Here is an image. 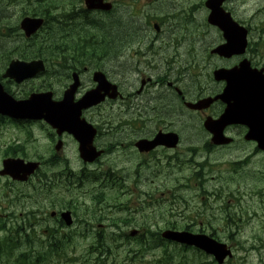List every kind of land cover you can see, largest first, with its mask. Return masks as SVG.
<instances>
[{"label":"flooded vegetation","instance_id":"1","mask_svg":"<svg viewBox=\"0 0 264 264\" xmlns=\"http://www.w3.org/2000/svg\"><path fill=\"white\" fill-rule=\"evenodd\" d=\"M61 1L68 2V9L73 11L105 13L89 10L85 0ZM235 1L221 0L216 7L217 16L230 13L250 29L249 6L240 17L241 8ZM213 10L208 0H117L109 12L115 20L133 23L131 30L136 33L129 43H118L112 53L109 45H114L113 39L96 35L97 41L92 43L102 47L99 52L89 47L87 41L66 46L68 58L48 75V90L56 100L61 99L76 80L75 73L80 77L78 98L98 85L96 71L104 72L115 89L108 92L103 102L83 112L96 130L94 148L102 152L93 162L82 161L80 143L68 131L57 134L52 130L47 135L45 126L40 124L43 121L24 125L13 122L22 125V129L29 125L45 140L41 147L29 143L21 150L22 156L41 162L35 176L38 237L71 241L88 240L91 235L100 240L104 234L91 230V224L103 227L107 221L127 224L137 219L130 215L123 219L120 216L123 205L113 203V200L126 198L129 205L135 206L134 216L144 215L142 207L163 204L187 212L174 215L177 219L180 216L181 229L205 233L212 227L226 241L242 236L229 230L236 218L253 224L254 230L242 237L248 254L257 251L254 247L259 248L258 264H264V128L260 131V142L245 139L248 126L243 127L242 135L236 125L226 124L220 134L218 127L215 132L204 128L207 118L219 120L228 106V99L221 98L226 82L216 80L215 71L234 68L244 59L250 60L253 67L264 69V45L259 50L248 46L243 55H220L213 52L226 42L219 26H213L209 34L203 31L194 38H191L195 34L191 28L188 32L181 31L182 22L194 21L200 16L204 17L203 21ZM134 16L160 18L157 22L162 25L155 28L142 24ZM178 17L182 22L176 24ZM226 26L231 28L229 23ZM209 35L211 41L207 44L204 38ZM55 49L57 64L62 47L57 43ZM109 53L116 55L107 64L105 57ZM204 66L210 69L205 70ZM192 70L196 71L191 73ZM204 73L211 76L210 83L205 85L201 82ZM40 87L44 90V85ZM206 98L214 101L203 105L202 100ZM193 120L197 129L192 131L188 123ZM11 125L7 124L6 128ZM4 129L0 133H4ZM170 133L176 135V144H171L169 136L164 138ZM75 161L81 163L79 168H75ZM51 166L58 168L48 169ZM236 175L246 180L245 187L240 183L235 186ZM188 178L195 185L191 195L186 194ZM240 190L248 208L234 211L231 202L235 200L234 193ZM196 198L198 205L190 212V202ZM221 200L223 204L217 211L223 215V227L227 228L219 232L214 227L217 217L211 205ZM44 208L48 209L49 218Z\"/></svg>","mask_w":264,"mask_h":264},{"label":"water","instance_id":"2","mask_svg":"<svg viewBox=\"0 0 264 264\" xmlns=\"http://www.w3.org/2000/svg\"><path fill=\"white\" fill-rule=\"evenodd\" d=\"M42 22L43 21L41 19H25L22 23V27L26 30L27 35H30L40 27ZM44 68V62L42 60H34L31 62L14 61L11 64V67L6 75L12 76L14 78L18 77L17 80L22 81L26 78L36 75L39 71L44 70ZM251 82L257 84L256 79H251ZM237 84L238 82L233 80L231 82V88L229 90H235ZM248 84L251 85L250 82ZM251 89L252 92H250L249 97L253 103L254 109L258 112V108H260L261 98L264 100V91H262V89L256 90L254 87H252ZM74 91L75 86H72L71 89L66 92L64 99L59 103L53 102L51 98V92H47L33 94L29 100L15 104L14 102L8 99L7 94L3 92L2 86L0 85V112L16 117H26L30 114L37 115L39 110L41 114H45L44 117L50 123L58 125L62 128H67L68 130L73 132L76 137L81 141L84 147V152H86L88 144L82 138L81 128L77 124H75L77 121H81L79 119V115L78 113L75 115L71 114V112H69L67 108L71 107L73 110H76L75 106L72 103V95ZM14 106L16 107L15 109ZM78 106L79 108H81V106L83 105L78 104ZM2 107L9 108L3 110ZM234 115L238 116L241 122H244L245 110L243 107L239 108L234 113ZM17 161L5 162V170L2 171V173L11 174L14 178L17 179H26L27 174L33 171L34 164H30L31 166H29V169H26L25 166L22 165V162ZM22 172L24 173L23 176ZM166 236L179 241L196 244L197 246L206 249V251H208L209 253H214L220 263H222L225 257L229 254V252L226 250V246L221 245L211 239L205 241L200 236L186 237L179 232H168L166 233Z\"/></svg>","mask_w":264,"mask_h":264},{"label":"rangeland","instance_id":"3","mask_svg":"<svg viewBox=\"0 0 264 264\" xmlns=\"http://www.w3.org/2000/svg\"><path fill=\"white\" fill-rule=\"evenodd\" d=\"M15 2L19 3L20 6L22 5V0H16ZM12 4L15 5L13 2H12ZM20 6H18V5L16 7L13 6L11 11H10V13H9L8 19L12 22V26H14V24L16 23L18 18H20V19L22 18V8H20ZM247 6H249V11L251 13V26L253 28V32H257V31L258 32L259 31L262 32V27H264V0H249L248 5L246 4V0H243V9H246ZM52 7L53 6L45 7L43 5H37V7L35 8L34 12H38L39 13L40 11H45V10L49 9L50 13L53 15V18H54V15H56L58 12H61L63 10V9L62 10H56L55 8L52 9ZM57 7H59V6H57ZM240 8H241L240 15L242 16L243 15L242 7H240ZM2 11H3L2 2H0V16L2 14L1 13ZM82 13H83V11H82ZM95 17L96 18H100V17H98L96 15H95ZM201 18H204V17L200 16L197 19L194 18L193 19L194 21L190 20L189 22H182V19H178V20H176V24H179V23L182 22L179 25V27L181 28V31L188 32L190 30V28H191L195 32V34L193 36H191V38L199 37V35H201L203 31L207 32L208 34H209V32H212V27L211 26L207 25L205 22H204V25L207 26V28L204 25H202ZM20 19H19V21H20ZM3 21H4L3 18H0V25L3 23ZM98 21H99V19H98ZM105 21L107 22V20H105ZM110 22H111V20H110ZM52 24H53V20H51V23H50L51 30H54V32H56V29L53 28ZM57 27H58V25H57ZM77 32L79 33L80 38L83 36L86 39V41H88V39H90V38H92L93 36L96 35V33L93 32L91 27H88L87 24H85V27H83L82 23L78 24ZM72 34H75V33H72ZM45 35L47 36V32H45ZM76 38H77L76 36H72V40L71 41L75 40ZM77 40H78V38H77ZM204 40H208L207 44H209L210 41H211L210 35L207 36L206 38H204ZM126 42L129 43V41H126ZM88 46H89V44H88ZM12 47H14V46L12 45L11 42H6V41H3V40H0V50H1L0 51V60L7 57L6 56V52L4 51V49H10ZM106 60H108L106 62L107 64L109 63V61H111V59H108V58H106ZM204 69L205 70H209L210 67L209 66H204ZM195 71L196 70H192L191 73H194ZM51 74H53V73H51ZM206 78H208V79H206ZM209 78H210L209 74L208 73H204L203 77L201 79L202 84L203 85L208 84L210 82ZM40 82L41 81L38 80V79L29 81L28 83H26L23 86V88H22L23 92L24 91H29V92L32 91L34 85L35 84H39ZM14 86L12 85L13 89L14 90H18L19 87L17 85H14ZM107 114L110 115L112 113L111 112H107ZM188 128L191 129L192 131L194 129H197V123L193 120L192 122L188 123ZM11 133L12 132H8L7 131V132H4L3 135H1L2 138H0V154H2V149H4L7 144H9V143H11L13 141L12 140L13 136H12ZM0 161H1V159H0ZM0 164H1V162H0ZM79 165H80L79 162H77V161L74 162V166L78 167ZM245 181L246 180L243 177H241L239 175H236V184H235V186L238 185V183H240L241 185H244V187H245V184H246ZM7 182H8L7 179L0 178V189H3V185H6ZM22 188H24V187H22V185H17V186L14 187L13 191L19 192L20 190H22ZM2 194H3V192L0 190V202L1 201H10L8 199L3 198ZM234 195H235V200L231 202V206L233 207L234 211L235 210L237 211L240 208H248L247 201L244 198L243 190H240V192H238V193H234ZM236 196H240L243 199L238 200L236 198ZM228 199L229 198H226L227 201H228ZM32 200H34V198L30 199V201H32ZM20 202H22V198H21ZM208 202H211V201H208ZM222 204H223V200L211 205L212 208L215 210L216 217H217L216 220H215V223H214V227L216 229H218L219 232H220L221 228H225V227H223L224 226L223 215L219 211H217L218 208L222 206ZM27 206H31L30 202H28ZM250 209H253V207H251ZM12 210L15 211L16 213H19L20 211H22V204L16 205ZM150 213H151L150 210L143 211L144 215H142V216H140L138 218V227H143L145 222L147 220H149V216L148 215ZM125 214L126 213H121V215H125ZM166 216H170V215L166 214ZM131 225L134 226V224H131ZM132 226H130V228H132ZM255 227L256 226L253 225V224H250V225L247 224V225H244L241 228V232H239V230H237V233L242 234V236H243L244 234L249 233L251 230H254ZM130 228H126L125 227L124 229L127 230V231H130ZM206 228L207 227H204L205 230H206ZM208 231L212 232L213 230L211 229V227H209V230H206V233H209ZM242 236L239 238L240 239L239 244L236 243V242H233L237 246V250H238L237 254L241 251L242 245H243V242H244ZM131 244L135 245V242H133ZM189 254L190 255H187V257H188L189 260H191L193 254H191V253H189ZM239 254H242V252H240ZM116 255L119 256V259L117 260L116 264H144L143 262L134 260L133 258L132 259L131 258H124V253L122 251H120V250L116 252ZM131 255H133V254H131ZM149 257H150V255H147V258H149ZM249 258L251 259L252 262H256L257 259H258V254L254 253ZM173 259H176V261H173L172 264H181V259H179V258H173ZM208 261H210L209 258H208ZM145 264H147L146 260H145Z\"/></svg>","mask_w":264,"mask_h":264},{"label":"trees","instance_id":"4","mask_svg":"<svg viewBox=\"0 0 264 264\" xmlns=\"http://www.w3.org/2000/svg\"><path fill=\"white\" fill-rule=\"evenodd\" d=\"M36 1L39 2V0H26L27 5L29 6L28 10L31 11L32 14L39 15V16H42V17H45L48 19L49 24L46 27V29L44 30V32H43L44 34L41 33V34L37 35L36 37L26 39L25 36L23 35V33L21 32L19 25L17 24L15 26H11V25L6 26L5 27L6 32L3 33L0 31V36H2L3 41H6V42L22 43V54H21L22 58L29 59V58L40 57V58H44L47 61H50V58L52 57V54H53L52 52L54 49V47H52V44L55 43L54 42L55 32H54V30H51V25H50L51 20H53V15L50 13L49 9L45 10V11H40L39 13L34 12V10L37 6H35L32 2H36ZM42 4H44L43 6H45V7L51 6L50 0H48L47 4H45V3H42ZM54 8L56 9L57 6L52 7V9H54ZM0 18H2V17L0 16ZM132 24L133 23H131V22H128V21L121 22L119 20H115V18H114V19H111V22L109 24L104 25L105 30H106V31H104L105 32L104 34L113 39L112 44H114V45H109L110 48L112 47L110 49V50H112V53L117 48L118 43L123 42V41H131L132 40L131 36L136 33L133 30H131ZM45 32H47V36L45 35ZM67 42H68L67 44H61L60 47H63V49H67L66 46L68 44H70V40L67 39ZM18 49H19V47H18ZM18 49H17V53H19ZM14 50H15V47H12V49L10 50V53L13 52ZM115 55L116 54L109 53L108 56H106V58H108V59L114 58ZM17 243L18 242L16 240L10 241L11 246H13L14 244H17ZM94 244H98L100 247H98V249H97L99 255H98L96 260L92 261V264H108L106 262L107 259H102L101 257L105 256L106 258H108L107 252H109L110 249L113 247V243L96 242ZM13 249H14V247L11 248V250H13ZM34 258H35V256H33L30 253H22V264H32ZM75 260H77V258H75ZM84 261H85V259H84Z\"/></svg>","mask_w":264,"mask_h":264},{"label":"bare ground","instance_id":"5","mask_svg":"<svg viewBox=\"0 0 264 264\" xmlns=\"http://www.w3.org/2000/svg\"><path fill=\"white\" fill-rule=\"evenodd\" d=\"M167 3V2H166ZM167 6V5H166ZM172 6V5H171ZM176 6V5H174ZM170 7V6H169ZM168 7V8H169ZM179 7V6H178ZM64 8L66 7H57L56 10H62L61 12H58L56 15H54L53 18V28L56 29L55 32V37H54V42L55 40L58 41V46H61V44H67V39L70 40V43L73 42L72 40V36H76L78 39L80 38L79 33L77 32V26L79 23H82V26L85 27V24L88 25V27H91L93 32L96 33V35H101L103 36L106 40H110L111 41V37L106 36L104 33L105 30V26L110 23V21H105L101 18H96L95 15H93L92 13L90 14L89 12H83L82 10H78L75 9L73 11L72 14L70 15H64ZM177 8V7H176ZM172 9V8H171ZM175 10V9H174ZM167 11V10H166ZM62 13V14H61ZM95 13V12H94ZM168 13V12H167ZM34 15V14H33ZM104 15V14H102ZM35 17H39V18H45L39 15H34ZM99 19V21H98ZM22 20V18L20 19V21ZM19 21V22H20ZM58 25V27H57ZM102 26V27H101ZM104 27V28H103ZM60 30V31H59ZM110 30V29H109ZM140 31V30H139ZM75 33V34H72ZM54 34V33H53ZM72 34V35H71ZM143 34V32H142ZM96 35L93 36L92 38L88 39L87 43L89 44V47L93 48L96 51H101L102 47H99V45L97 44H93L92 41H97L96 40ZM171 36V35H170ZM169 36V37H170ZM12 37V36H11ZM83 37V36H82ZM100 37V36H99ZM157 37V36H156ZM10 38V37H9ZM77 38L75 40H77ZM98 39V38H97ZM150 39V37H149ZM148 39V41H149ZM155 39V38H154ZM172 39V37H171ZM12 40V39H11ZM15 41V40H14ZM18 41V40H17ZM157 41V40H156ZM170 41V40H169ZM53 42V41H52ZM171 42V41H170ZM17 43V42H16ZM76 43V42H75ZM101 43V42H100ZM154 43V42H153ZM160 43V42H158ZM102 44V43H101ZM29 46V45H28ZM77 46V45H76ZM73 47V46H72ZM63 48V47H62ZM77 48V47H76ZM82 49V47H80ZM10 49H4V51L6 52V56H8L10 54ZM152 49V48H151ZM79 50V49H78ZM1 51V50H0ZM3 51V52H4ZM56 51V49H55ZM61 51V50H60ZM58 51H56L57 53ZM55 53V52H54ZM61 53V52H59ZM58 53V54H59ZM94 53V52H93ZM60 55V54H59ZM89 55V54H88ZM2 56V55H1ZM53 56V54H52ZM98 56V55H97ZM57 57V56H56ZM68 58V57H67ZM51 59V58H50ZM2 60V59H1ZM55 71V70H54ZM60 73V72H59ZM157 142V141H155Z\"/></svg>","mask_w":264,"mask_h":264}]
</instances>
